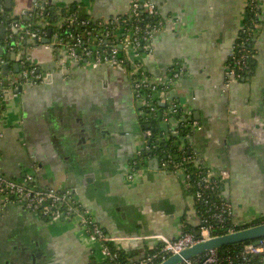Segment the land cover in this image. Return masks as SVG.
Returning a JSON list of instances; mask_svg holds the SVG:
<instances>
[{"label": "crops", "instance_id": "obj_1", "mask_svg": "<svg viewBox=\"0 0 264 264\" xmlns=\"http://www.w3.org/2000/svg\"><path fill=\"white\" fill-rule=\"evenodd\" d=\"M130 1L11 0L9 13L30 19L39 6H80L91 17L105 19L125 14ZM153 1L165 25L155 35L154 54L144 62L148 72L158 78L182 61L186 72L175 93L183 107L199 113L191 141L202 163L228 173L223 195L236 222L246 226L264 219V0L254 73L229 86L226 67L246 0ZM8 33L6 27L5 37ZM38 58L51 81L24 85L6 103L2 173L22 179L34 171L42 187H72L111 236L175 237L186 223L198 226L194 197L178 177L151 167L153 159L138 177L128 179V164L144 140L127 70L69 65L62 74L55 53L39 52ZM80 229L72 222H48L0 199V264H94L101 255ZM118 246L138 260L149 244L123 239Z\"/></svg>", "mask_w": 264, "mask_h": 264}, {"label": "built area", "instance_id": "obj_2", "mask_svg": "<svg viewBox=\"0 0 264 264\" xmlns=\"http://www.w3.org/2000/svg\"><path fill=\"white\" fill-rule=\"evenodd\" d=\"M2 1L4 0H0V3ZM245 2L246 10L249 9V12L257 17V21L253 20L248 23L246 21L248 11L245 10L239 35L241 39L238 37L234 43L230 62L226 67V86L231 85L233 81H239L242 74L251 71V64L257 55V43L261 31V1L246 0ZM77 7L78 9L72 11H79L80 6ZM44 8V6L37 7L34 12L30 13V19L14 20L9 27L10 33L5 38V45L2 44L3 40L0 35V50L4 49L2 52L6 55V57L0 59V68L9 60L8 57L12 53H16L13 63H18L20 66L19 73H15L10 69V74L5 75L2 68L0 70V138L4 137L3 127L6 118L7 94L10 91L15 92L20 85L40 86L46 82V74L40 69L39 62L26 53L27 49L42 46L45 49L54 50L56 57H59L57 60L62 74L69 65L71 67L80 65L91 68L110 66L114 69L125 68L126 70L129 69L126 66H130L131 69L127 73L130 77L136 105L141 109L142 115L144 114L142 111L147 109L148 117H161L162 122L165 123V128H167L168 120H172L170 122L172 123L171 127L169 130H164L161 139H168L171 133H177V128L185 127L192 133L188 140L195 147L191 140L193 132L198 127V121L193 118L190 110L183 107L180 102L176 103L174 97L175 85L186 72L184 65L180 62L174 63L175 68L172 67L171 75L164 71L163 75L158 78L149 76L143 70L145 60L151 58L154 54L155 35L165 25V19L157 23L147 22L143 24L142 22L141 16L144 14L149 17L160 14V10L153 0L130 1L129 9L125 14H129V19L135 23L133 27L121 25L117 27V24L109 18L97 21L98 19H94L91 15L87 18H79L76 13H71L57 25L58 28L62 23V27L66 29L69 35L67 37L61 36L58 31H54L51 33L48 43L43 42L48 37L49 25L46 20L47 12L44 11ZM3 10L4 8L1 7L0 11L4 12ZM121 16H115L116 19L114 20L118 22ZM136 21L140 24H136ZM92 24H95V28L92 27ZM12 39L15 41L14 44L11 43ZM129 48H132L135 58H131L127 54ZM20 51H24V54L20 55ZM60 51H62V56ZM121 51H124L125 56H121ZM153 93L158 94V99L155 98ZM157 102L167 105V108L159 112ZM175 114H181V116L174 118ZM142 132L144 149L133 155L132 161L127 167L129 180H134L141 173L140 168H136L138 157L145 152L152 151L150 137L153 136V132L150 129ZM185 150L187 149H182L183 154L178 161H174L171 154H165L163 158H159L157 155L153 157L150 154L148 158H157L159 168L162 171L178 177L184 188L194 189V199L204 206V211L207 213L206 216L199 218L198 226L200 229L196 232H186L182 229L175 237L162 234L128 238L111 236L100 225L94 214L81 203L72 187L68 185L64 187H42L34 171L27 173L22 179H13L0 170V199L6 203L13 202L37 213L48 222L66 221L77 224L90 244H99L101 258L94 264H160L171 255L178 254L198 242L216 236L212 234L213 222L220 225L229 223L233 227L229 232L244 226L235 221L233 209L228 202L225 203L220 191L225 179L228 178V173L206 169L196 149L189 151L188 154ZM192 169L198 171V179L194 178ZM212 196L215 198L213 201ZM122 239L149 240L152 243L147 246V250L138 260H122L121 252L123 250L118 246V242ZM248 256H262L261 264H264V238L259 244L252 242L244 246L243 260H247ZM196 258L187 260L184 263H220L217 250L205 253L203 258Z\"/></svg>", "mask_w": 264, "mask_h": 264}, {"label": "trees", "instance_id": "obj_3", "mask_svg": "<svg viewBox=\"0 0 264 264\" xmlns=\"http://www.w3.org/2000/svg\"><path fill=\"white\" fill-rule=\"evenodd\" d=\"M1 7L4 8V10H3L4 12L0 11V26L3 24L7 28H9L11 23L14 20H16V19L17 20H24L20 17L16 18V17L10 16V13H9L10 11H9V9L6 8L5 0L0 3V8ZM76 9H78L77 6H69V7L64 8V9H61V8H58L55 6L54 7L47 6V8L44 11L48 12L47 16H46V20L49 23L48 29L51 28L52 32L58 31L61 36L67 37L69 35V33H67V31L64 27H62V23L57 28V25L60 22H62V19L66 18L71 13H76L79 16V18L89 17V15H87L86 11H84L83 7H80L79 11H72V10H76ZM246 11H248L247 12V20H246L248 23L253 21V20L257 21V17L253 13L249 12L250 11L249 9H247ZM128 15L129 14H123L120 17V19L118 20V22L114 20V19H116L117 16L116 17L111 16L108 18L111 19L112 22H115V24H117L116 25L117 27H119L120 25L125 26V27H133L135 25V23L133 22V20L129 19L130 16H128ZM141 18H142L143 24H145L147 22L157 23V22L164 19L162 17L161 13L155 17H149L148 15L144 14L141 16ZM97 21H103V19L98 18ZM26 22H28V21H26ZM136 24H140V22L136 21ZM94 25L92 24V27L95 28ZM15 36H17V35H15ZM239 38L241 39V37H239ZM1 39L3 40V41L1 40L2 44L5 45L6 44L5 39L4 38H1ZM121 56H125L124 51H121ZM4 57H6V55L0 50V59H3ZM178 62L182 63V61H180V60H176L174 63H178ZM254 63H255V60L251 64V71H249L246 74H242V77H240V80H246V79H249L251 77V75L254 73V69H255ZM173 64L170 65L166 70V73L168 75H171L172 69L175 68ZM126 67L129 68V69H127V71H129L131 69L130 66H126ZM0 70H1V68H0ZM143 70H145V72L149 76H151V73L148 72L145 65L143 67ZM159 88H161V86H159ZM154 95H155V98H157L158 94L155 93ZM175 101H176V103L180 102L177 98L175 99ZM156 105L159 108V112H162L167 108V105H163L160 102H157ZM142 112H144V114L141 115V118H140L142 130L144 131V130L150 129L153 132V136L150 137V139H151L150 144L152 145V151L148 152V153L144 151L145 153H143L140 157L137 156L138 160H137L136 168L146 167L148 165V163L146 162V159H149L148 157L150 156V154L153 157L157 155L159 158H163V156L165 154L166 155L171 154L173 160L178 161V160H180V158L183 154L182 149H184V148L187 149V150H185L186 154H188L189 151L191 152V151H193V149H196L188 140L189 136L192 135V133L187 128H185V127L180 128L179 127V128H177V133H171L168 139H161L162 133L164 132V130H169V128L171 127L172 123H170V122H172V120H168L167 128H165L164 127L165 123L162 122L161 117L149 118L148 114H147L148 113L147 109L143 110ZM180 116H181V114H175L174 118H178ZM131 161L132 160H130L128 166L130 165ZM205 168L211 169L207 166H205ZM192 170L194 171V178L198 179L199 178L198 171L195 169H192ZM223 187H224V185H223ZM223 187H221V189H220L222 195H223ZM184 189L187 193L191 194L194 197L195 191L193 188H189V189L184 188ZM223 197H224V195H223ZM214 199H215L214 196H212V201ZM223 199H224L225 203H227L225 197ZM194 200H195V206H196V210H197V214H198L199 218L206 216L207 213L204 211V206L201 203L197 202L196 199H194ZM261 222H264V219L253 222L252 224L246 225L244 227L251 226L254 224H258ZM213 224H214V226L212 228V234L213 235L225 234V233L229 232L231 230V228H233L229 223L225 224V225H220V224L213 222ZM240 228H243V227L235 228V230H238ZM183 229L186 232H196L200 229V227L199 226H191V225L186 223ZM250 243H252V241L231 244V245H227V246H224V247L218 249L217 253H218V257L220 259L219 264H261L262 263V256H248L247 260H243V258H242L243 248L245 245L250 244ZM223 250L225 251L224 254L222 253ZM204 256H205V254L198 256L196 259L203 258ZM121 259L127 260L130 258L128 257V255L126 253L121 252ZM231 261H232V263H230ZM183 264H185V263H183Z\"/></svg>", "mask_w": 264, "mask_h": 264}, {"label": "water", "instance_id": "obj_4", "mask_svg": "<svg viewBox=\"0 0 264 264\" xmlns=\"http://www.w3.org/2000/svg\"><path fill=\"white\" fill-rule=\"evenodd\" d=\"M6 8L7 9L11 8V0H6ZM0 33L2 35V38H6L5 37L6 36L5 35V33H6L5 25H1L0 26ZM51 33H52V29L49 28L48 29V37L45 38V40L43 41L44 43H48L49 42V40H50L49 38L51 36ZM11 43L12 44L15 43L14 39L11 40ZM3 50L4 49H1V51H3ZM15 58H16V53H12L8 57L9 60L6 61L1 66L3 74H5V75L10 74L9 72H10V69H11V65H10L9 61H14ZM12 70L15 73H19V70H20L19 64L18 63H14L12 65ZM51 77L52 76L50 74H46V82H50L51 81ZM23 91H24V89H23V86H21V85L15 90V92L14 91H10L7 94V99H8L7 100V105H9V103H8L9 101L14 99V96H17V94H21ZM174 97L177 98L176 93L174 94ZM192 116L194 118L198 119L199 118V113L195 112V114L192 115ZM197 119H195V120H197ZM142 137H143V135H142ZM143 139H144V137H143ZM82 140L83 141L86 140L85 137H82ZM143 149H144V144H143L141 150H143ZM153 161L155 162V165L154 166L151 165V167H153L155 169H159V160L157 158H153ZM146 162L148 163V159H146ZM143 169H145V167H140L141 172H143ZM216 172H221V171H216ZM225 181H226V179H225ZM128 237H131V236H127V237H124V238H128ZM263 238H264V222H261V223H258V224H254V225H251V226L240 228V229L235 230V231L227 232V233L222 234V235H216V236H213V237H211V238H209V239H207L205 241L198 242V243H196V244H194V245L182 250L178 254L171 255L166 260L162 261L160 264H183L187 260H191V259H193L195 257L201 256V255H203V254H205V253H207L209 251H212V250H218V249H220V248H222L224 246H227V245L241 243V242H247V241H252L255 244H259V242ZM126 240H131V239H126ZM120 241H123V239L120 240ZM140 242H144L145 245L146 244L147 245L148 244L151 245V243H152L149 240L140 241ZM222 253L224 254L225 251L223 250ZM33 263H35V261Z\"/></svg>", "mask_w": 264, "mask_h": 264}, {"label": "rangeland", "instance_id": "obj_5", "mask_svg": "<svg viewBox=\"0 0 264 264\" xmlns=\"http://www.w3.org/2000/svg\"><path fill=\"white\" fill-rule=\"evenodd\" d=\"M39 52L43 55V56H49L52 57L54 55V50L53 49H47L46 51L44 49L41 48H33V49H27L26 53H28L29 55H31L34 60L39 59L38 58V54ZM20 55L24 54V51H20L19 52ZM127 54L131 57V58H135V53L133 52L132 48H129L127 51ZM60 55L62 56V51H60ZM64 57V56H63ZM17 78V77H16ZM94 247H97V251L99 252V244L98 243H93Z\"/></svg>", "mask_w": 264, "mask_h": 264}]
</instances>
